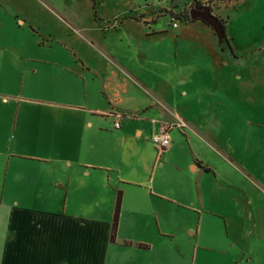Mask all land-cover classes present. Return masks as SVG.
Here are the masks:
<instances>
[{
  "label": "crops",
  "instance_id": "crops-1",
  "mask_svg": "<svg viewBox=\"0 0 264 264\" xmlns=\"http://www.w3.org/2000/svg\"><path fill=\"white\" fill-rule=\"evenodd\" d=\"M39 33L0 4V264H264V88L257 98L252 84L234 96V116L244 118L227 161L199 160L172 127L157 157L170 162L180 152L184 174L137 181L121 174L120 118L145 114L138 135L185 120L165 105L127 104L125 78L147 86L118 53L100 49L95 63H62ZM136 184L145 189L135 192ZM207 212L217 220L210 240Z\"/></svg>",
  "mask_w": 264,
  "mask_h": 264
},
{
  "label": "rangeland",
  "instance_id": "rangeland-1",
  "mask_svg": "<svg viewBox=\"0 0 264 264\" xmlns=\"http://www.w3.org/2000/svg\"><path fill=\"white\" fill-rule=\"evenodd\" d=\"M195 3L208 7L222 23V45L210 26L190 18ZM0 4L9 5L13 19L33 21L36 31L42 32L36 34L38 40L58 50L62 63L81 64V59L95 63L100 60L96 52L100 49L118 53L147 86L125 78L126 103H147L156 109L165 105L177 111L186 126L174 127L173 133L184 140V149L195 148L199 160L224 163V154L229 156L241 143L234 126L244 114L234 116L233 100L250 84L255 98L264 88V0H0ZM130 16L137 21L128 19ZM13 29L26 32L17 26ZM131 114L126 112L128 116L120 118L122 129L126 128L118 157L122 176L142 181L154 175L175 178L184 174L182 164L186 163L180 152L170 162L166 155L158 158L149 128L143 135L136 133L135 126L148 124L141 119L145 114ZM214 175L213 168L205 173L210 178ZM132 189L140 192L145 188L136 184ZM215 223V216L207 212L204 231ZM209 233L206 240L212 239Z\"/></svg>",
  "mask_w": 264,
  "mask_h": 264
},
{
  "label": "water",
  "instance_id": "water-1",
  "mask_svg": "<svg viewBox=\"0 0 264 264\" xmlns=\"http://www.w3.org/2000/svg\"><path fill=\"white\" fill-rule=\"evenodd\" d=\"M191 19H201L207 25L212 27V29L217 34L220 41H224V30L219 19L213 15L209 8L201 4L195 3L193 8L189 11Z\"/></svg>",
  "mask_w": 264,
  "mask_h": 264
},
{
  "label": "built area",
  "instance_id": "built-area-1",
  "mask_svg": "<svg viewBox=\"0 0 264 264\" xmlns=\"http://www.w3.org/2000/svg\"><path fill=\"white\" fill-rule=\"evenodd\" d=\"M119 117V116H118ZM181 126V123H175L174 121L162 122L158 125L156 130L151 134L150 139L157 147L158 151H162L167 148L171 143L169 131L172 127ZM114 127H120V119L118 118L114 122Z\"/></svg>",
  "mask_w": 264,
  "mask_h": 264
},
{
  "label": "trees",
  "instance_id": "trees-1",
  "mask_svg": "<svg viewBox=\"0 0 264 264\" xmlns=\"http://www.w3.org/2000/svg\"><path fill=\"white\" fill-rule=\"evenodd\" d=\"M195 20V19H193ZM222 24V23H221ZM223 40H225V37H223ZM119 207H120V196L118 195L115 203V209H114V214H113V224H112V231H111V238H114V233L116 229V224H117V218L119 214Z\"/></svg>",
  "mask_w": 264,
  "mask_h": 264
},
{
  "label": "flooded vegetation",
  "instance_id": "flooded-vegetation-1",
  "mask_svg": "<svg viewBox=\"0 0 264 264\" xmlns=\"http://www.w3.org/2000/svg\"><path fill=\"white\" fill-rule=\"evenodd\" d=\"M193 6H194V5H193ZM192 8H193V7H192ZM192 8H191V9H192ZM191 9H190V10H191Z\"/></svg>",
  "mask_w": 264,
  "mask_h": 264
}]
</instances>
